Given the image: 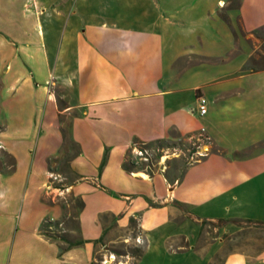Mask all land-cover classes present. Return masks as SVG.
Wrapping results in <instances>:
<instances>
[{"label":"crops","instance_id":"1","mask_svg":"<svg viewBox=\"0 0 264 264\" xmlns=\"http://www.w3.org/2000/svg\"><path fill=\"white\" fill-rule=\"evenodd\" d=\"M101 250L264 264V0H0V264Z\"/></svg>","mask_w":264,"mask_h":264},{"label":"built area","instance_id":"2","mask_svg":"<svg viewBox=\"0 0 264 264\" xmlns=\"http://www.w3.org/2000/svg\"><path fill=\"white\" fill-rule=\"evenodd\" d=\"M196 109L198 114H203L206 110V99L203 95L196 96ZM208 141L207 136L203 133V128H200L196 138L188 141V147L184 150L179 145H172L170 147L154 148L147 146L144 143L132 144L129 148L131 159H134V151H142L145 153V162H151L152 157L157 155V160L154 161L156 167L164 169L166 158L169 156L176 157L184 154L186 163H192L202 157L207 151V147H203L204 143ZM186 153V154H185ZM129 256L127 254H116L112 251L101 250L97 261L99 264H127Z\"/></svg>","mask_w":264,"mask_h":264},{"label":"trees","instance_id":"3","mask_svg":"<svg viewBox=\"0 0 264 264\" xmlns=\"http://www.w3.org/2000/svg\"><path fill=\"white\" fill-rule=\"evenodd\" d=\"M146 145L147 146H152V144H146ZM153 145H154V147H170V146L176 145V144H174V143H166L164 141L158 140V141L154 142Z\"/></svg>","mask_w":264,"mask_h":264},{"label":"bare ground","instance_id":"4","mask_svg":"<svg viewBox=\"0 0 264 264\" xmlns=\"http://www.w3.org/2000/svg\"><path fill=\"white\" fill-rule=\"evenodd\" d=\"M134 154L137 158H139L140 160L144 159L145 160V153L142 151H134ZM136 242L140 243L141 242V238L140 236H136Z\"/></svg>","mask_w":264,"mask_h":264},{"label":"rangeland","instance_id":"5","mask_svg":"<svg viewBox=\"0 0 264 264\" xmlns=\"http://www.w3.org/2000/svg\"><path fill=\"white\" fill-rule=\"evenodd\" d=\"M188 143L186 144V145H184V147L185 148H183L184 150L188 147ZM161 148H163V147H161ZM186 154V153H185ZM136 157V156H135ZM137 158V157H136ZM171 158H174L173 156H169L168 158H166V160H165V163L169 160V159H171ZM137 161H142V162H145V160L144 159H142V160H140V159H136ZM135 242H136V237H135ZM137 243V242H136Z\"/></svg>","mask_w":264,"mask_h":264}]
</instances>
